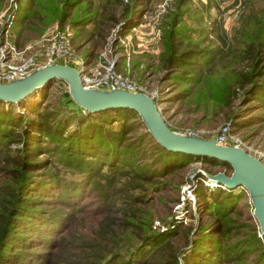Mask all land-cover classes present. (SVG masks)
<instances>
[{
	"label": "trees",
	"instance_id": "obj_1",
	"mask_svg": "<svg viewBox=\"0 0 264 264\" xmlns=\"http://www.w3.org/2000/svg\"><path fill=\"white\" fill-rule=\"evenodd\" d=\"M145 1L126 0L120 34L138 25L136 6ZM82 3L91 0H24L15 23L31 16L42 22L47 15L59 21L72 16V24L84 25L99 6L71 15ZM244 7L229 36L200 30H209L206 35L214 40H191L180 26L182 13L170 15L158 62L173 84L174 100L196 108H230L238 99L240 108L228 119L232 132L264 121V2ZM27 97L0 99V264H264V237L256 234L251 215L248 230L230 216L242 199L235 189H210L197 182L193 194L208 219L197 223L193 240L182 248L171 243L176 232L150 230L149 190L164 185L157 177L192 159L230 170L227 162L163 147L127 108L89 112L63 95L64 102H26ZM141 125L156 152L150 159L141 138L128 139ZM66 173L74 177L67 179ZM92 193L98 203L82 209ZM78 213L90 219L84 234L73 232Z\"/></svg>",
	"mask_w": 264,
	"mask_h": 264
},
{
	"label": "rangeland",
	"instance_id": "obj_2",
	"mask_svg": "<svg viewBox=\"0 0 264 264\" xmlns=\"http://www.w3.org/2000/svg\"><path fill=\"white\" fill-rule=\"evenodd\" d=\"M261 2L263 3L264 0H146L145 3L136 6L137 11H135L134 17L138 16V25L129 29L126 34H120L116 29L118 23L123 20L121 11L126 0H91V4L82 3L70 11L71 15L83 12L85 9L96 10L99 6L98 12L96 10V15L91 19V22L84 25L72 24L74 19L72 16L65 21H59L56 18L47 20V15L42 22L31 16L21 24L15 23L22 12L24 0H0V44L4 41V34L10 36L17 50H24L26 46L32 44L31 48L22 54V57H25V55L32 54L38 49V46L33 44L35 41L41 38L52 40L57 34L66 31L68 32L69 46L81 58L85 72L89 70V74H91L94 73L95 68L101 70L103 65H113L116 72L141 86L139 93L158 98L157 108L170 129L185 136L193 134V136L208 139L214 137L216 131L228 123L230 114L235 109L240 108L238 99L232 103L230 108H211L209 106L196 108L192 104L187 105L182 101L172 99L171 96L175 91L172 87L173 84L165 78L164 71L160 69L158 63L162 52V30L169 21L170 15L182 13L179 23L184 29V33L188 32L191 40L204 37H207L208 40H214L213 36L208 37L206 35L209 30L203 34L200 32L202 29L222 31L229 36L232 28H236L238 25V17L245 8L244 4L250 3L252 6H257ZM37 57L40 64L47 61L42 54ZM3 60L8 63H15L20 58L4 55ZM49 63L66 64L75 68L81 67L79 64L75 65L62 59L52 60ZM44 85L28 93L26 102L34 98H39L37 101L41 102L45 98L44 102L46 103L56 98L61 100L62 95L65 100L69 99L67 86L64 82L52 80ZM43 86L45 97L40 98L41 87ZM75 113L80 114V111ZM109 113L113 114L112 112ZM111 126L115 127L117 123L112 122ZM138 126L133 127V130L128 134V139L132 142V140L141 138V147L147 150L146 157L150 159L156 152L149 139L143 137L142 125L141 127ZM231 129L233 130V128ZM234 130L233 132L237 134L239 139L250 147L252 150L250 154L253 153L255 156L264 158V121L249 123ZM149 152L150 155H148ZM194 172L199 174L202 172L206 174L222 172L228 176L232 169L210 166L197 159H192L187 165L176 168L167 175L157 177V180L164 185L156 190H149L151 196L146 204L153 216L150 222V230L158 232L159 229L151 228L152 222L157 221L160 228L163 229L159 233L176 232L177 235L171 238V243L178 248L184 247L186 243L193 240L198 222L203 223L208 219V216L201 211V206L197 207L194 197H186L187 199L183 201L179 199L180 191L185 192L186 186L191 184V179L198 182L200 176ZM64 175L67 179L74 177L68 173ZM203 175L202 177H204ZM203 185L210 189L216 188L212 184L203 183ZM230 189H235L237 193L242 192V199L237 203L239 207L230 216L239 228L248 230V225L253 224V220L248 221L246 218L250 216L247 193L240 187ZM96 195V193H92L84 198L81 203L83 204L82 209L94 207L98 203ZM113 196L117 198L119 195L113 194ZM199 200L202 202L204 198H199ZM236 210L238 211L236 212ZM83 213H78L77 219L72 222L73 232L79 231L84 234L89 231L90 219ZM238 232V235L243 234V230ZM262 246L264 247L263 240ZM61 256H65V254L61 253Z\"/></svg>",
	"mask_w": 264,
	"mask_h": 264
},
{
	"label": "water",
	"instance_id": "obj_3",
	"mask_svg": "<svg viewBox=\"0 0 264 264\" xmlns=\"http://www.w3.org/2000/svg\"><path fill=\"white\" fill-rule=\"evenodd\" d=\"M57 80L67 86L73 104L85 111L96 112L107 108H127L135 111L154 139L163 147L190 155L212 157L227 162L232 172L203 176L227 189L243 188L251 206L250 215L264 237V166L255 157L235 146L219 145L215 137L204 139L185 136L168 127L153 98L139 92H128L110 87L107 90L85 88L78 71L66 64L50 63L35 68L22 77L0 82V99L15 102L45 83Z\"/></svg>",
	"mask_w": 264,
	"mask_h": 264
},
{
	"label": "built area",
	"instance_id": "obj_4",
	"mask_svg": "<svg viewBox=\"0 0 264 264\" xmlns=\"http://www.w3.org/2000/svg\"><path fill=\"white\" fill-rule=\"evenodd\" d=\"M118 27L119 25H117L116 31L119 29ZM64 32L65 33L57 34V36L52 40L41 38L35 41L33 44H36V46H38V49L36 50V52L32 54L25 55V57H22V54L28 51L31 48L32 44L26 46L24 50H17L10 36L4 34V41L0 44V82L4 83L13 80L15 78L22 77L35 68L44 66V64L46 65V63L50 64L49 62H51L52 60L54 61L56 59H62V60H68L74 63L75 65L79 64L81 66L74 68L78 71L81 85L85 88L107 90L110 87H113V88L123 89L128 92H138V91L141 92V86L137 85L131 80H128L127 78L123 77L120 73L116 72L113 69V65H103L101 70L95 68L94 73L91 74H89V70L85 72L84 70L85 68H83L81 58H79L74 52V50L69 46L68 32L66 31ZM44 41H47V43H44ZM41 54L44 55L47 60L43 64L39 63V59L37 57L38 55ZM4 55L10 57H19L20 60L15 63H8L6 60H3ZM146 95L154 99L157 107V104L159 103L158 98L153 95H149V94ZM188 136H193V134H188ZM213 136L216 139V143L219 145L239 147L248 154H250V152L252 151L249 146H247L244 142H242L239 139L237 134L232 132L231 125L229 122L221 126ZM250 155L257 158L264 166V158L258 155L255 156L253 155V153H251ZM200 175L201 176L198 181L202 182V184L203 183L206 185L212 184L215 187H220L223 189L225 188L224 186L218 183L211 182L207 180L205 177H202V174ZM195 181L196 180L191 179L190 180L191 184L186 186L185 192L183 190L180 191V196H179L180 201L187 199L186 197L195 198L193 194V188L197 184V181L196 183ZM250 211H251V206H250ZM151 228L154 230L159 229L157 231L163 230L162 228H160L159 223L157 221L152 222ZM257 235L261 238V234L258 228H257Z\"/></svg>",
	"mask_w": 264,
	"mask_h": 264
}]
</instances>
